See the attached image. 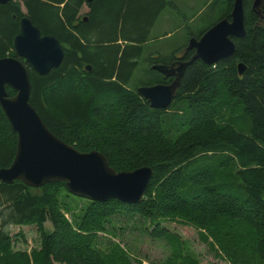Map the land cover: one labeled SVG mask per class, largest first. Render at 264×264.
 <instances>
[{"label": "trees", "instance_id": "trees-1", "mask_svg": "<svg viewBox=\"0 0 264 264\" xmlns=\"http://www.w3.org/2000/svg\"><path fill=\"white\" fill-rule=\"evenodd\" d=\"M253 1L242 0L245 33L231 39L233 54L214 65L199 59L188 64L166 110L151 108L137 88L127 87L163 0H93L86 21L78 16L85 0L0 5V58H17L20 2L41 35L55 37L63 48L60 66L44 76L26 64L29 102L46 128L80 152H100L117 172L143 166L153 172L138 204L75 197L60 182L39 188L0 182V264H129L109 237L118 215L147 221L154 227L150 236L170 244L180 239L161 223L179 219L208 234V243L231 264H264V28L251 10ZM232 5L224 0L218 20L230 19ZM259 11L264 15V0ZM185 48L179 50L182 61L194 54ZM148 59V72L157 76L141 86L164 82L151 66L175 58ZM173 129L177 133L169 137ZM16 145L0 107V169L10 166ZM63 191L86 201L79 216L61 201ZM9 225L35 226L39 247L15 252ZM168 263L197 264L179 249Z\"/></svg>", "mask_w": 264, "mask_h": 264}, {"label": "water", "instance_id": "water-1", "mask_svg": "<svg viewBox=\"0 0 264 264\" xmlns=\"http://www.w3.org/2000/svg\"><path fill=\"white\" fill-rule=\"evenodd\" d=\"M10 1L0 0V5ZM92 1L85 0L86 6ZM260 7L261 0H254L251 10L264 28ZM86 19L83 17V21ZM244 33L242 0H233L229 20H218L198 39L190 38L185 48L194 50L190 60L151 66L163 76L173 77L171 82L140 86L136 92L151 108L166 110L188 64L199 59L206 65H214L231 56L235 49L231 39L241 38ZM13 50L17 58H0V107L16 134L17 145L10 166L0 169V182L10 184L21 181L30 188L60 182L65 184L71 195L93 202L114 199L126 204L140 203L152 177L150 167L115 171L100 152H80L54 136L29 102L31 83L26 64L40 76L58 68L64 54L60 42L55 37L41 35L24 14L19 20V31L13 38ZM84 68L86 72L90 71L89 65ZM237 68L242 74V64H238ZM7 87L15 92L12 97L8 96Z\"/></svg>", "mask_w": 264, "mask_h": 264}, {"label": "rangeland", "instance_id": "rangeland-1", "mask_svg": "<svg viewBox=\"0 0 264 264\" xmlns=\"http://www.w3.org/2000/svg\"><path fill=\"white\" fill-rule=\"evenodd\" d=\"M163 2L164 4L153 15L154 23L147 42L143 44V55L137 60V68L127 84L129 89L147 84L151 75L157 76L153 72H148L150 56H160L162 61H168L176 54L179 55L180 48L187 47L190 38L196 37L213 25L224 10V0H163ZM19 4L21 12L25 14V8L21 2ZM88 11L85 4L78 16L82 18ZM167 133L169 137H173L177 132L173 129ZM60 199L62 202L65 201L69 212L76 216H79L80 210L87 205L86 201L67 197L64 191L61 192ZM64 213L70 220V213ZM161 226L176 235L181 244L175 241L170 244L163 238L151 237L150 232L154 227L138 216L128 218L118 215L113 218L108 231L110 239L125 250L129 264H169L172 250L177 249L181 250L183 255L191 256L197 264H231L224 253H217L214 247L212 248L213 244L208 243L211 241L208 234L179 219L162 222ZM5 229L12 238V248L15 252L29 254L31 250L39 247V236L35 226L9 225ZM46 229L47 231L51 229L48 222ZM203 235L208 241L203 239Z\"/></svg>", "mask_w": 264, "mask_h": 264}, {"label": "flooded vegetation", "instance_id": "flooded-vegetation-1", "mask_svg": "<svg viewBox=\"0 0 264 264\" xmlns=\"http://www.w3.org/2000/svg\"><path fill=\"white\" fill-rule=\"evenodd\" d=\"M13 1V0H12ZM243 14H244V12H243ZM85 17V16H84ZM87 20V19H86ZM243 22H244V20H243ZM243 25H244V23H243ZM206 31V30H205ZM203 34V33H202ZM201 34V35H202ZM200 35V34H199ZM200 35V36H201ZM193 38H195V39H198L197 37H193ZM188 45V44H187ZM184 51H186V50H184ZM182 52L181 53H179V55L178 54H176V56L174 57L175 58V60L172 62V63H174L175 61H177V60H180V61H182L181 59H182ZM156 57V56H155ZM158 57V56H157ZM171 63V64H172ZM176 67V66H175ZM244 67V66H243ZM155 71V70H154ZM158 74H160V75H162L161 73H159V72H157ZM163 76V75H162ZM166 79H168L167 81H166ZM173 80V77H165V76H163V81L164 82H161V83H158V84H165V83H169V82H171Z\"/></svg>", "mask_w": 264, "mask_h": 264}]
</instances>
